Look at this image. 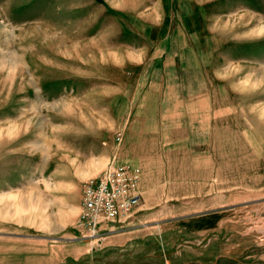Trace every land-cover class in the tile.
Returning <instances> with one entry per match:
<instances>
[{"label":"rangeland","instance_id":"rangeland-1","mask_svg":"<svg viewBox=\"0 0 264 264\" xmlns=\"http://www.w3.org/2000/svg\"><path fill=\"white\" fill-rule=\"evenodd\" d=\"M0 264H264V0H0Z\"/></svg>","mask_w":264,"mask_h":264},{"label":"built area","instance_id":"built-area-1","mask_svg":"<svg viewBox=\"0 0 264 264\" xmlns=\"http://www.w3.org/2000/svg\"><path fill=\"white\" fill-rule=\"evenodd\" d=\"M116 138L120 141L122 133L118 132ZM142 175L138 165L112 162L100 176L87 180L77 228L95 235L106 223L130 218L142 203Z\"/></svg>","mask_w":264,"mask_h":264},{"label":"crops","instance_id":"crops-1","mask_svg":"<svg viewBox=\"0 0 264 264\" xmlns=\"http://www.w3.org/2000/svg\"><path fill=\"white\" fill-rule=\"evenodd\" d=\"M78 243H80V242H78Z\"/></svg>","mask_w":264,"mask_h":264}]
</instances>
